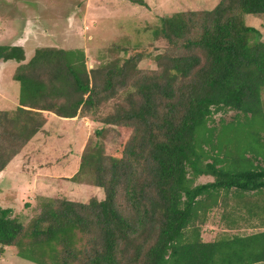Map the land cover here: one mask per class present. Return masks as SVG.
<instances>
[{"label": "trees", "instance_id": "16d2710c", "mask_svg": "<svg viewBox=\"0 0 264 264\" xmlns=\"http://www.w3.org/2000/svg\"><path fill=\"white\" fill-rule=\"evenodd\" d=\"M246 14H264V0H219L210 10L159 17L152 35L168 48L146 71L135 67L140 53L88 70L79 48L39 46L26 60L22 46L0 44L19 85L18 104L0 109V171L18 155L26 160L43 111L103 124L86 139L93 153L69 170V182L90 194L44 199L26 225L0 208V255L15 247L35 264H264V229L204 240L200 228L229 196L264 228V40ZM119 90L126 101L98 118ZM218 112L234 114L215 125ZM117 127L129 135L102 158L100 136ZM200 176L212 179L193 184Z\"/></svg>", "mask_w": 264, "mask_h": 264}, {"label": "rangeland", "instance_id": "374dc122", "mask_svg": "<svg viewBox=\"0 0 264 264\" xmlns=\"http://www.w3.org/2000/svg\"><path fill=\"white\" fill-rule=\"evenodd\" d=\"M143 1L147 6L134 4L129 0H0V44L12 42L22 44L26 60L30 58L33 50L38 46H56L66 49L79 48L84 51L88 70L100 64L109 66L118 62L117 58H128L132 52L140 53L141 58L137 61L135 67L138 70L146 71L155 68L154 56L168 48L165 40L159 37L155 38L152 35L153 28L158 25L159 17L182 11L201 12L210 10L219 0ZM243 19L247 26L257 29L264 40V14H246ZM15 67L16 63L14 61H0V109L15 107L13 105H15L19 95V85L12 78ZM127 81L131 83L135 81V78L130 76ZM124 98H126V94L120 92V90L117 91L107 103L103 104L104 107L101 106L100 111L96 114L98 118L112 112L115 104L124 103L126 101ZM262 100L264 102V93L262 94ZM233 114L234 112L216 113L213 115L214 124L218 125L221 119L229 121ZM47 116L46 135L41 133L33 142L35 147L44 140L47 148L43 154H40L41 159L36 160V165L30 167V169L40 170L55 164L58 166L57 170L59 171L54 173L55 175L48 174L46 168L44 173L38 172L39 174H36L33 172L31 175L36 177L34 183L37 187L35 188H45L48 184H51V187L56 188L55 192L63 191L66 194L68 191L71 194L69 195L70 198L84 200L90 192L88 190L84 191L81 188L83 186L73 187L69 182V177L71 178L74 172L77 171L83 152L86 157L93 151L85 149L84 142L81 143L80 141V146L75 144L74 141L83 140V134L76 133L72 128L76 125L79 126L80 123L84 124L86 126L84 140L86 142V139L89 138L93 142L96 139V135L94 136L95 130L101 129L103 124L100 122H94V124L83 123L80 117H74L73 121H63L53 115ZM108 133L105 132L99 139L100 143H103L99 150L102 151V158L105 159L107 158L106 155H110L115 149L114 145L118 142V139L122 140L129 135L128 131L119 127L112 130L110 134ZM70 137H73L74 141L70 140ZM92 142H90L91 145ZM68 143L72 145L70 151L66 150V144ZM33 150H36V148ZM72 150L76 151L72 152ZM33 154V152L27 154L28 158L31 159ZM246 156L250 157L248 153H246ZM11 166L12 163L8 166V169ZM64 169H67V171L71 169L72 175H65L69 171L62 173ZM92 174L93 171L88 169L83 178L88 180L92 177ZM53 176H58L59 180L65 181L62 183L63 186L59 183V187L62 189L58 188L56 183L48 180L55 179ZM211 179L210 176H200L194 180L193 184L204 183L211 181ZM0 180V208L9 210V217L16 218L25 225L35 213L39 212L44 199H53L52 195L54 193L51 191L46 192L44 189L45 192L39 193V189L35 190V188L27 189L28 191L24 194L25 197H21L16 190H13L12 181L15 178L11 174L7 178L2 177ZM93 191L96 193L92 188ZM122 200L123 198L119 193L118 203L121 204ZM234 204L235 199L232 196H229L224 202L220 197L218 204L208 212L205 222L200 226L204 240H211L224 232L228 213L230 217L237 219L241 227L250 221L255 226L261 225L256 216L249 217L243 210L240 212L234 210ZM261 204L264 206V200L261 201ZM239 214L241 217H238ZM221 229L222 231H220ZM246 232L251 231H247V229L241 231V233ZM0 264L35 263L18 256L15 247H4V251L0 255Z\"/></svg>", "mask_w": 264, "mask_h": 264}, {"label": "crops", "instance_id": "0c3cea01", "mask_svg": "<svg viewBox=\"0 0 264 264\" xmlns=\"http://www.w3.org/2000/svg\"><path fill=\"white\" fill-rule=\"evenodd\" d=\"M9 44L22 46V44H20V43L19 44H16L15 42H12V43H9ZM17 104H18V101L16 100L15 105H13V106H16ZM43 115L45 117V123H44L42 129L37 134H35L32 137V139L28 142V144L26 145L24 151L22 152L24 155L30 154L32 152L34 153L31 156V159L28 158V156H27L26 160H29L28 161L29 163H24V161H26V160L23 157H21V155H18L12 161H10L2 171H0V179H2V177H6L7 178L9 174L13 175V177L15 178V180L12 181V185L14 187L13 190H16L20 194L21 197L22 196L25 197L24 194L28 191L27 189H30L31 190V189H34L35 187H37L36 183H34V180L36 179V177H35V175L32 177L31 174L33 173V171H32V169H30V167H33L34 165H36V162H37L36 160L41 159L40 158V154H43V152H45V149L47 147H46V143H45L44 140L41 141L42 142L41 144L35 145V147H34L33 142L37 139V136L40 135L41 133L43 135H46V133H47L46 127H47V124H48V116L47 115H51V116L53 115L54 117H58V119H61L63 121H68V120H72L73 121L74 120V118H63V117L56 116L55 114H53V113H51L49 111H43ZM75 119H77V118H75ZM81 120H82L83 123L84 122L90 123V121L87 120V118H81ZM72 129L75 130L76 133L78 132L79 134H83V140L80 139L79 141L78 140L77 141H74V138L73 137H70L71 138L70 140L74 141L75 144H77L78 146H80V141H81V143L82 142L85 143L84 134L86 133L85 132L86 126L84 124L80 123L79 126L76 125ZM68 134H72V133H68ZM66 146H67L66 147V150L70 151L71 148H72V145L70 143H68V144H66ZM34 148H36V150H33ZM75 151L76 150H73V152H75ZM11 163H12V166L8 169V166ZM22 164H25L27 166V168H26L25 171L21 168ZM57 167H58L57 165L53 164L51 166L44 167V169H40V170L34 169V173H36V174H39L40 172L41 173H44V171L46 169H48V171H47L48 174L55 175L54 173H56L57 171H59V170H57ZM64 171L68 172L69 170L67 171V169H64L62 171V173ZM65 175H69V173H67ZM53 177H55V176H53ZM57 177L58 176H56L55 179H48V180L51 181L52 183H56V186L58 188H61V187H59V183L63 186L62 183H64L65 181H63L61 179L59 180V178H57ZM61 178H63V177H61ZM70 184H72V183L70 182ZM72 185H73V187H77L76 184H72ZM36 189H39V188H35V190ZM44 189L46 190V192L47 191H51L52 193H54L52 195V197H56V196H59V195H65L67 197H70L69 195H71L68 191L66 192L67 195L64 194L63 191H61V192H59V191L58 192H55L56 191V188L54 186L51 187V184H48L45 188H40L39 189V193L45 192ZM48 195L51 196L50 194H48ZM74 198H77V197H74ZM254 225L255 224L252 223L251 221L248 222V224H246L243 227L245 229H247V231H251V232L241 233V231L242 230H245V229L243 227H241V225H239V223L237 222V219H235V223H233L232 225H226L225 224V228L223 229L224 232L222 234H230L229 232H231V233H233L231 235H236V234L237 235H246V234H250V233H253V232H256V231H261V230L264 229L262 227L257 228ZM220 231H222V229ZM238 233H240V234H238ZM222 234H220V235H222Z\"/></svg>", "mask_w": 264, "mask_h": 264}]
</instances>
